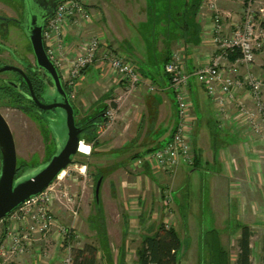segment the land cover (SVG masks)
<instances>
[{
  "label": "rangeland",
  "instance_id": "374dc122",
  "mask_svg": "<svg viewBox=\"0 0 264 264\" xmlns=\"http://www.w3.org/2000/svg\"><path fill=\"white\" fill-rule=\"evenodd\" d=\"M24 1L0 0V14L21 18L19 14ZM84 1L86 3L87 1L90 2L89 5L86 4V8L92 17L90 22L92 23L93 16L88 7H93V3L97 0ZM213 1L216 0H202L201 4L198 5L196 15L199 20L200 14L207 16L210 13L209 6L210 2ZM221 2L222 0H219V4ZM96 3L100 4L99 1ZM202 21L204 30H206L209 22L207 20ZM240 21L241 18L238 22ZM90 23L84 22L82 27L81 25H71L70 40L76 39V41L75 43L70 42L68 37V44H76L78 41L81 42V40L91 37V34L86 33L90 28ZM127 24L132 33L134 30L139 32L140 35L143 34V25L139 24L134 29L132 23L128 21ZM223 26L226 31H229L225 23ZM7 29L6 34H3L0 30V67L5 64L15 65L22 69L26 64L34 66L35 56L30 48V41L26 33L14 23H10ZM79 30H82V33L78 39ZM232 31L229 33H232ZM161 32L163 33V29L159 26L156 33L153 31L152 34L146 35L148 37H144V40L156 45V41L159 40L157 36ZM208 42L210 43V41ZM136 46L138 50L141 49L138 43ZM211 46L214 48V53L216 46L213 43ZM160 54L155 55L154 53L153 64L146 67V70L150 72L151 76L153 75L155 82L158 84L162 78L163 67L165 70ZM262 55L264 54L262 53ZM258 56L252 72L264 79L262 71L264 56H260V58ZM122 57L126 59V57ZM106 64L105 69L107 71L105 69L103 71L107 73L102 81L103 85L98 86L97 84V88H93L95 90L91 91V89L83 88L82 83H79L71 103L75 109L76 120L82 122L85 115L93 117L98 111H102L108 98L110 99L109 108L117 110L113 122L107 124L109 127L99 131V127L102 125L100 124L96 130L98 136L95 140H89L86 136H83L85 143L90 144L92 152L90 154L78 152L74 156L76 162L71 163L52 182V189L49 192L51 201L45 207L53 216L54 223L47 231L39 230L36 224L37 221L33 219V215L38 212L40 206L38 204L32 206L28 213L21 212L16 217L9 214L3 219L4 221H0V264H65V259L71 256V253L73 256L75 249L83 248L88 243L98 247V264H139L137 250L141 246L143 236L157 231L162 223L167 227H175L179 232L182 241V248L178 254L179 264H209L210 252L207 245L214 235L217 236L223 247L229 251L232 264H236L239 253L238 242L242 235L241 227L245 224L253 230L251 241L256 253L259 254L257 249L264 248V143H260L261 146L259 147L261 149L259 150L260 157H258V160H261L257 164L260 166V171H256L255 167L254 171L250 170L248 172L247 177H243L246 181H240L241 185L243 184V189L246 185L250 188V190L245 191L246 196L241 199L243 205H239L240 213L236 204L233 210V207H229L225 196L223 197L224 183L220 178L223 169L221 164L219 162L215 163L207 153L204 154L198 167H194L195 162L189 164L181 160L175 168L170 170L163 167L157 168L149 162L142 168H136L133 164V156L142 154V152H135L130 143L122 147L107 149L108 146L105 142L109 139H105V137L112 134L115 138H119L117 143L123 142L125 135L120 137L117 132L122 124L118 114L124 112L131 99L129 98L126 101L127 103H124L123 109H117L113 105V102H115L113 99L118 97L116 100L123 103L128 96L134 95L138 91L142 81L133 92L128 93V83L117 80L114 69L108 63ZM240 72L245 73V69H240ZM17 77V73L13 70L0 72V83L5 80L14 81ZM89 80L90 74H88L85 81L88 82ZM193 82L197 83L198 79L193 78ZM169 84L176 101V93L171 87V79H169ZM200 84L206 91L204 85ZM114 85H119L120 89L115 90ZM45 86L46 89L42 94L41 101L45 104L59 101V95L51 89L50 84L47 83ZM188 90L190 94L189 85ZM242 91H247L252 105L245 102V100L241 102L255 114L254 118L257 125L253 128L248 124H242L249 126L254 131L253 137L257 135L259 139L264 141V108L262 111L259 102L256 101L257 96H254L250 89L239 88L235 96L237 99L234 103L235 109L238 110L236 105L240 103L238 94ZM208 96L210 97L209 94ZM260 98L262 107H264V85ZM190 99L192 105L189 116L192 119L191 141L193 146V133L198 122V112L191 96ZM210 99L212 100L211 97ZM219 109L220 107H218V111ZM0 111L12 129L18 165L24 164L28 167L24 173L19 172L22 173L20 180L35 175L47 165L46 160L58 153L66 142L67 128L64 110L56 107L45 111L37 109L31 113L17 107L0 104ZM124 126L122 124L119 129H124ZM165 126L166 124L163 128ZM144 128L142 124L141 127H138V131L144 132ZM127 129L129 131L132 129L133 132L135 130L130 125L127 126ZM84 134L85 132L82 133V135ZM144 136L145 132L141 137ZM148 138L147 135L144 140ZM169 142L170 139L166 144ZM166 144L155 147L153 150H157ZM145 146L143 145L141 148ZM211 150L214 154L223 152L219 147ZM148 152H145L144 155ZM182 163L187 164L184 166L185 172L179 183L184 184V186L174 188L170 179ZM1 165L2 160L0 161V169ZM151 168H155L156 172L161 173L163 176H158L155 179L153 175L144 174L146 170ZM242 170L243 168L240 171ZM99 176L102 177V180L98 199L100 204L98 206L95 200L96 185L98 180L101 179ZM143 192L146 194L144 201L138 203V199L142 198ZM178 200H180V206ZM218 207L221 210L220 217L216 214ZM242 208L244 211H242ZM248 211V214L241 215V213H247ZM6 222L9 231L20 232L21 245H23L24 251H12L13 242L8 237L7 232L4 234ZM25 235L28 237L23 238Z\"/></svg>",
  "mask_w": 264,
  "mask_h": 264
},
{
  "label": "crops",
  "instance_id": "0c3cea01",
  "mask_svg": "<svg viewBox=\"0 0 264 264\" xmlns=\"http://www.w3.org/2000/svg\"><path fill=\"white\" fill-rule=\"evenodd\" d=\"M97 1L100 4H97ZM97 1L93 3V7H88L93 16V22L89 24L90 28L86 33L99 37L102 49H110L131 60L142 76V83L134 95L128 96L123 103L116 100L118 97L113 99L116 102L117 109H123L124 103L129 98L131 101L124 112L118 114L122 120V124L125 125L124 129H119L122 124L117 129L120 137L125 135L123 142L117 143L119 138H115L110 134L109 137H105V139H109L105 142L108 146L107 149L122 147L130 143L135 152L143 153L148 149L162 146L171 138L173 129L177 124V105L164 67L161 75L162 84L161 81L159 84L155 82L153 75L151 76L146 67L153 64L154 53L155 55L161 53L160 56L165 66L174 52H182L185 55L187 70L190 73H194L208 61L213 54L214 48L208 42L209 36L205 33L204 24L201 23L197 15H193L194 7L200 5L202 0ZM88 3L90 2L87 1L86 4ZM220 8L223 12L226 28L230 32L233 30L234 23L239 18H242L243 5L240 2L235 3L233 1L222 0ZM128 21L134 25V29L139 24L143 25V34L140 35L139 32L134 30L132 33L127 24ZM159 26L163 29V33L158 34L157 39L159 40L156 41V45L145 41L144 37H148L146 35L152 34L153 31L156 33V29ZM75 41L76 39L70 40V42L74 43ZM137 43L141 47L139 50L136 46ZM258 55L264 56L262 53ZM105 66L107 67V64L102 59H98L88 66L83 73V78L80 82V84L82 83L81 86L94 91L95 89L93 90V88H97V84L98 86L103 85L102 81L105 79L107 73L103 71ZM262 71L264 73V67H262ZM88 74H90V80L86 82ZM193 78H196V76L193 75L190 78V96L198 112V122L193 133V149L195 155L199 158L198 164L196 165L195 163V166L198 167L200 165L205 153L215 163L219 162L221 164L223 174L220 175V178L224 183L223 197L225 196V200H228L229 207H233V210L236 204L237 210L240 213L239 205L242 204L241 199L246 196L245 191L250 190L247 185L243 189V184L241 185L240 181L244 180L243 177H247L248 172L252 171L255 167L256 171H260V166H258L257 162L261 160H258V157H260L259 150L261 149L259 147L261 146L260 143H264V141L259 139L257 135L253 137L254 131L234 118L236 113L234 103L228 105L230 118L224 119V116L218 111L217 104L210 99L199 81L197 83L193 82ZM119 85H114L115 90L120 89ZM238 95L240 101L245 100V102H249L252 105L247 91H242ZM109 101L110 99L107 98L105 105H108ZM94 111L95 113L97 112L96 109ZM86 117L88 115H85L83 119ZM125 122L128 123L125 124ZM128 124L135 128L134 132L132 129L130 131L127 129ZM142 124L145 127L144 137H141L144 132L138 131V127H141ZM165 124L166 126L163 128ZM165 132L166 134L164 135ZM147 135L149 138L144 140ZM158 139L159 141H157ZM143 145L146 146L141 148ZM218 147L223 152L214 154L211 149ZM186 165L182 163L171 177L170 182L174 188L184 186V184L181 185L179 183L185 172L184 166ZM242 168L243 170L240 171ZM145 173L146 175H153L155 179L158 176H163L161 173L156 172L155 168L146 170ZM246 183L251 185L249 182ZM141 196L142 198L138 199V203L144 201L145 192ZM179 201L177 202L180 206ZM242 211H244L243 208ZM220 213L221 210L218 207L216 210L218 217H220ZM248 213L249 211L247 213L243 212L241 215ZM251 248L252 264H264V248H261V250L260 248L257 249L259 254L256 253L252 241Z\"/></svg>",
  "mask_w": 264,
  "mask_h": 264
},
{
  "label": "built area",
  "instance_id": "2783aa9c",
  "mask_svg": "<svg viewBox=\"0 0 264 264\" xmlns=\"http://www.w3.org/2000/svg\"><path fill=\"white\" fill-rule=\"evenodd\" d=\"M230 1L240 2L243 5L241 21L234 23L232 33L226 31L223 26L224 17L219 6V0L210 2V13L207 16L200 14L201 23L202 20L209 22L205 33L209 36L210 43L216 46L215 52L207 63L194 73H190L186 69L185 55L180 51L174 52L170 61L166 63L165 72L170 76L171 87L176 93L178 123L170 142L134 160L133 164L136 168H142L149 162L157 168L163 167L170 170L175 168L181 160L189 164L195 162V153L191 141L192 119L189 116L192 103L188 90L192 75H195L198 81L204 85L212 100L220 107L219 112L224 116V119L230 118L227 108L228 105L237 101L235 96L239 88L250 89L254 96H257L256 101L259 102L263 111L260 93L264 79L255 75L252 68L256 63L258 54H264V0ZM91 19L84 0H61L55 13L44 26L43 40L47 54L58 68L63 82L68 87L70 97L72 99L75 97L77 86L83 78L84 69L98 59H102L114 69L117 80L128 83V93L133 92L142 81V76L131 60L123 58L110 49H102L101 41L97 36L88 37V39L78 41L76 44H68V37L72 34L71 25H81L82 27L84 22L90 23ZM81 33L82 30H79L78 39ZM234 53H237V58L230 60V55ZM242 68L245 69V73L240 72ZM236 105L238 110L234 118L255 128L257 125L254 118L255 114L241 101ZM115 113L117 114V110L108 106L104 113L107 121L100 125V130L109 127L107 124L113 122ZM81 143H85V141L80 140L78 152L85 154V152L79 151ZM86 146L91 151L90 144ZM51 187L52 183L38 195L26 200L10 214L16 217L18 213H28L32 206L38 204L40 206L37 214L33 215V219L37 221L39 230L47 231L54 223L53 216L45 207L51 201L49 194ZM6 232L13 242L12 251H24V247L21 245L20 232L9 231L8 228ZM27 237L25 235L23 238ZM72 262L71 253V256L65 259V264H72Z\"/></svg>",
  "mask_w": 264,
  "mask_h": 264
},
{
  "label": "water",
  "instance_id": "95a60500",
  "mask_svg": "<svg viewBox=\"0 0 264 264\" xmlns=\"http://www.w3.org/2000/svg\"><path fill=\"white\" fill-rule=\"evenodd\" d=\"M0 19L5 18L0 15ZM43 30L44 26L37 24L35 16H32L31 28H28L26 33L31 43L39 71L44 77L49 79L51 88H55L60 97L59 101L51 104L43 103L37 97L30 78L21 68L15 65L5 64L0 67V72L14 70L24 75L32 100L41 110L45 111L56 107L62 108L66 115L67 139L61 150L46 161L47 165L41 171L31 177L20 180L22 173L27 169L21 174L16 175L18 171V158L15 139L7 119L0 111V151L2 154L0 170V220L12 213L26 200L46 189L72 163L73 157L78 153L79 142L81 140L82 127L77 125L75 109L63 85L58 68L47 54L43 40ZM101 180L102 177L96 185L97 200L99 199Z\"/></svg>",
  "mask_w": 264,
  "mask_h": 264
},
{
  "label": "trees",
  "instance_id": "16d2710c",
  "mask_svg": "<svg viewBox=\"0 0 264 264\" xmlns=\"http://www.w3.org/2000/svg\"><path fill=\"white\" fill-rule=\"evenodd\" d=\"M198 8L199 6L194 7L193 9L194 16H196ZM30 48L32 50L31 43H30ZM237 56H238L237 53L231 54L229 59L235 60ZM26 68H27L26 74L30 78L37 95L40 96L39 92L43 91L46 85V81L42 73L39 71V68L36 64V60L34 66L28 64ZM86 69H84L83 73L85 72ZM19 80L22 81L23 86L18 88L12 85L7 80L0 83V104L10 105L12 107H17L22 109L23 111L32 113L33 111H31L29 105L26 103H29L31 101V103L35 105V102L27 98L26 91H28V86L21 76H19ZM63 85L69 95V92L67 90L68 87L64 82ZM70 100L72 101L71 97ZM113 105L116 106V103L113 102ZM107 108L108 105H105V108L102 111H98L93 117L84 118L82 122L76 120L77 125L82 127V133L85 132L84 135H82V133L80 134L81 140H83V136H86V138H88L89 140H95L97 138L98 136L96 131L97 127L100 124L106 122L107 120V117L105 115H102V113L105 112ZM174 130L175 128L173 129V132ZM173 132L171 138L173 136ZM151 150H153V148L148 149L145 152ZM145 152H143L142 154L134 155L133 161L136 160L137 158L142 157V155H144ZM49 158L46 161H48ZM1 160H2V154L0 151V161ZM198 161L199 158H197L196 156L195 157L196 165L198 164ZM74 162L76 161L74 160L73 157L72 163ZM27 168H28L27 165L24 164L18 165L19 172H23ZM95 201L99 206L100 201L98 202L97 199ZM5 225H6L5 228L7 230L8 228L7 223ZM241 229H242V235L239 238V242H238L239 253L236 259V264H252L251 237L253 235V230L246 224L243 225ZM4 234H6V231H4ZM207 246L210 252L209 261H208L209 264H232L229 251L223 247V244H221V242L219 241L216 235L212 237V240L210 239V242ZM181 248H182V241L177 229L173 226L167 227L164 223H162L158 227L157 231L143 236L141 246L137 250L138 263L139 264H179L178 254ZM97 253H98V247L94 244L88 243L83 248L74 250L72 264H98Z\"/></svg>",
  "mask_w": 264,
  "mask_h": 264
},
{
  "label": "flooded vegetation",
  "instance_id": "af4514ba",
  "mask_svg": "<svg viewBox=\"0 0 264 264\" xmlns=\"http://www.w3.org/2000/svg\"><path fill=\"white\" fill-rule=\"evenodd\" d=\"M60 1L61 0H25L22 4L23 6H22L21 12L19 14L21 18L10 17V16L4 15V14H0L1 16H3L5 18V19H0V30L3 32V34H6L8 31V29H7L8 25L10 23H14L17 26H19L26 33V30L28 28H31L32 16H35L37 24L45 26L47 21L49 20V18L55 13L56 7ZM26 35H27V33H26ZM27 65L28 64L25 65L24 69L21 68L25 74H26V70H27V68H26ZM15 73H17V75L21 76L22 79L25 81L24 75H22L21 73H19L17 71H15ZM19 76L16 79H14V81H11V80H7V81L10 82L12 85H14L17 88L21 87V86H23V84H22V81L19 80ZM44 78H45L46 84L50 83V81L47 77H44ZM25 83L27 84L26 81H25ZM27 86H28V84H27ZM45 89H46V86L44 87L42 92H39L40 96L37 95V93L34 89L37 97L40 100H41L42 94H43ZM51 89L54 92H56L55 88H51ZM67 90H68V88H67ZM26 95H27L28 99L32 100L29 86H28V91H26ZM28 105H29L31 111H34L37 109L40 110V108L36 105V103H35V105H36L35 106L30 101L28 103ZM16 175H19V170L17 171Z\"/></svg>",
  "mask_w": 264,
  "mask_h": 264
},
{
  "label": "bare ground",
  "instance_id": "6f19581e",
  "mask_svg": "<svg viewBox=\"0 0 264 264\" xmlns=\"http://www.w3.org/2000/svg\"><path fill=\"white\" fill-rule=\"evenodd\" d=\"M86 145H87L86 143H81V146L79 148V151H83V152H85V154H90L92 152V150L90 151V148H88Z\"/></svg>",
  "mask_w": 264,
  "mask_h": 264
}]
</instances>
